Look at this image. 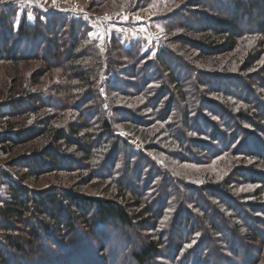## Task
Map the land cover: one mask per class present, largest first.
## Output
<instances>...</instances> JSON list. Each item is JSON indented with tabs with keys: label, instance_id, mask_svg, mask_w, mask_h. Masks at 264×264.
<instances>
[{
	"label": "rangeland",
	"instance_id": "rangeland-1",
	"mask_svg": "<svg viewBox=\"0 0 264 264\" xmlns=\"http://www.w3.org/2000/svg\"><path fill=\"white\" fill-rule=\"evenodd\" d=\"M185 1L56 0L55 5H53V0H31V2L29 0H3L0 2V16H8L7 29H11L8 30L10 42L6 49L11 53V50H15V46L19 43L13 56L25 55L26 57L15 61L2 57L3 59L0 60V102L9 97L8 91L11 88L14 92L22 88H31L36 94H42L50 99L68 100L70 93L77 95L78 92L83 91L81 93L83 94L87 88H77L82 87L85 78H73L68 69L69 62L65 60V50L71 49L72 34H74L77 35L75 51L72 55L74 65L79 70L84 69L85 73L95 69L93 75L97 74L98 69L96 78H93L94 76L90 78L93 84L91 90L95 91L98 97L96 104H99L98 107L108 115L106 118L112 123L113 135L116 136L117 141H121L117 150L112 145L107 149L106 146L110 140L103 137L100 145L91 151L86 161L75 148L65 150L73 157L72 162L76 164L73 168L63 164L56 171L46 169L36 175L26 173L24 170L13 169L12 171L17 172L19 177H25L24 185L33 191L57 189L73 193L81 199L117 201L120 188H123V191L127 193V198L119 199L118 202L128 205L131 212L144 216L142 210L145 202L151 205L154 211L161 210L157 221L149 224L154 231L156 226L157 234H161L163 238L162 246L159 247V257L152 264H187L189 257L193 259L190 264H194V260H199V264H240L244 259L243 250L246 248L244 245L249 246L245 241L241 244V241H231L230 236L225 237L223 228L218 224L217 215L207 212L211 223L213 221L219 232L217 234L214 231L215 233L211 236L217 243L219 251L210 250L211 243L205 240V233L204 235L200 231H192L189 227L187 228V225L180 224V221L184 222L181 217L182 209H185L183 218L189 220V223L196 222L194 216H202L203 213L199 208L203 207L205 210L203 202L206 200L211 206L219 208L221 212H227L234 224L240 221L238 217L244 218L245 215L247 217L250 215L260 224L256 226L254 222L248 220L252 227L257 228L261 234L260 236L258 234L259 242L254 247L255 249L253 248L255 251L260 250L259 255L253 253L255 264H264V191L252 182L250 184L248 181L243 183L230 179L235 173L239 174L244 169L251 170L252 174L253 172L264 173V165L259 164L253 156L264 155V152L260 150L261 145L264 146V136L259 133L255 134L257 133L255 128L245 125L242 127L250 132L249 137L252 135L257 139L246 138L238 132V127L235 130L226 129L228 113L233 117H238L247 110V106L255 105L254 102H258L264 108V90L258 85L262 83L260 80H264V63H262L264 54L261 57L258 54L253 56L252 60L249 59L250 55L257 51L261 38L246 34L236 42L231 52L201 57L196 45L190 44L188 47L185 45L186 48H184L181 45L185 44L183 39L186 37L194 42H201L204 36L196 33V30L199 27L212 26L203 19L221 15L224 9L232 10L233 7L228 6V1L221 0V6H224L221 10L209 0H204V7H195L188 12L185 10ZM137 15L140 17L139 20L136 19ZM124 16L128 19L124 20ZM195 18L200 21L199 24L193 22ZM178 19L186 25L190 24L193 33L187 31L188 26L180 29L177 25ZM49 21L51 24L56 23L50 30L51 34H47L44 30L45 26L50 25ZM21 23L31 27L34 32L31 38L24 39L18 34ZM253 37L255 39H252ZM2 45L0 41V47ZM53 48L64 54L58 62H55L48 52ZM101 48L104 49L103 52ZM168 51L176 52L177 55L183 57L184 61L196 70L197 75L219 77L217 83L216 81L211 82L212 89H206L204 99L207 100V104L199 107L197 105L199 109L201 108L199 111L201 115L214 127L206 125L203 121L195 122V132H201L202 135L200 138L196 136V133L191 136L208 143V138L214 131L219 133L230 131L228 136L238 132L239 143L244 144L242 148H240L241 144H237L231 148L235 152L231 149L224 151L222 149L230 148V142L225 141L223 144L219 139L217 143H212V147L217 150L216 155L212 156V153L208 151L205 155H198L197 161L194 162L179 159L184 157L182 152L176 150L177 147L171 141H166L169 125L173 124V118L177 115L176 105L174 104L171 111L170 118L172 119L165 122L162 115L165 113L166 101H163L154 111L157 113L155 115L148 109L149 101L146 100V96L150 94L147 93V95L142 91L138 92V95L133 94L135 92L134 83L137 79L148 82L151 73L156 71L153 67L149 68L148 63L154 65L158 54L161 52L165 54ZM124 52H130L134 57L133 62L137 64L134 73L130 72V68L121 66L114 68L111 64L117 59L129 63ZM160 56L165 59L163 55ZM171 68L173 69V65ZM114 79L118 85L115 88L113 87ZM159 79V76L151 78V82ZM34 83L37 84L33 85ZM158 83L159 81L157 84L153 82L150 86L155 87V92L159 90ZM188 83L190 85L185 92L187 97H191L192 88L190 86L196 82ZM246 87L250 89L249 92ZM112 88L114 90L111 91ZM115 90L117 92L114 93ZM227 93H233V95H227ZM80 99L74 100L79 101ZM87 105L74 108L69 104L65 107L58 105L53 107L51 104L48 109L54 117L51 123L56 127L57 125L67 126L69 123H76L80 120L86 121L89 124V134L96 138L101 133L102 121L96 115L95 104ZM216 106L222 107L225 111H219ZM91 109L93 110L90 111ZM113 109L117 113L113 112ZM129 113L134 116L129 117ZM250 113L253 115L252 111ZM39 114L42 115V112ZM37 116L24 115L15 119V122L18 123L17 126L24 125L25 128L34 126L35 128ZM192 116L194 118V113ZM132 119L140 121L141 126L133 128L128 123L120 124L121 121H132ZM81 133H84V130ZM47 143V139L39 138L31 144L18 147L12 155L1 158L0 165L5 169V165L10 163L14 157L27 155L36 148L46 147ZM103 148L105 150H102ZM213 161H215L214 164ZM153 168L159 174L151 172ZM151 174L154 176L150 177ZM168 183L170 184L169 190H163ZM223 185L230 188L231 192L228 194L237 204L233 205L235 210H238L237 217H233L234 213L228 212L222 206L226 194L216 189H220ZM249 185L252 187L249 188ZM195 189H202L203 195L207 193L202 198L200 195H195ZM211 189H215L212 196L208 195ZM164 192L168 195L167 197L164 196ZM0 195L4 196L1 190ZM131 195L142 196L140 205L130 203ZM225 201L228 206L231 205L227 198ZM195 205H200V207L197 208ZM243 207H247L246 211L242 210ZM252 209H255L256 213L252 212ZM209 223H204L205 228H208ZM240 229L242 233L240 234L246 237L247 229L242 226ZM136 230L137 228H133L134 232H132L127 227L122 228L120 225L109 224L96 225L95 229L88 231L83 224L76 225L74 233L63 230L60 237L54 231L49 232L50 239L46 238L48 234L41 233L42 239L39 244L30 248L26 254L13 253V256L6 254L5 257L12 264H17L19 260H22L20 264H135L129 252L133 248L137 250L141 244L145 243L143 239L138 238L139 235L134 234ZM146 235L153 236L155 232L140 234L145 239ZM44 238L49 240V244L45 243ZM179 244L181 245L180 251L175 252ZM186 245H191V247H186ZM0 247L6 250L3 245ZM207 251L209 253L205 254ZM233 253L240 258L235 259ZM23 255L26 256L25 259L22 258ZM9 259L12 260L9 261Z\"/></svg>",
	"mask_w": 264,
	"mask_h": 264
},
{
	"label": "trees",
	"instance_id": "trees-1",
	"mask_svg": "<svg viewBox=\"0 0 264 264\" xmlns=\"http://www.w3.org/2000/svg\"><path fill=\"white\" fill-rule=\"evenodd\" d=\"M209 1L210 3L215 4L217 8L221 10L224 9V6H221V0ZM226 1L229 2V7H233L232 10L224 9V12L222 13L224 15H213L209 17V19H203V21L208 22L212 26H203L199 27L197 29L198 31L196 30V33L204 36L201 42L197 41V43L194 42V40L185 37L183 39L185 44L181 45L184 48H186V46L188 47L190 44L193 46L196 45V49L200 53V56L205 57L206 55H212L215 53L231 52L236 42L242 39L243 36L246 34L253 36L256 35L257 38L260 37L261 39L259 38L260 41L258 42L257 51L254 52L255 54H251L249 59L252 60L253 56H257L258 54L261 57V55L264 54V0ZM185 3V10L188 12H191L195 7H204L205 5L204 0H186ZM7 17V15L0 16V41L3 44L0 47V60L3 59L2 57L7 58L10 61H15L18 58L24 59L26 58L25 55H19L20 57L13 56V52H15V50L18 48L17 45H19V43H17L15 46V50H11V53L6 49L8 43L10 42L8 30H11L7 29V25H9L7 22ZM177 22H179V19ZM182 22L180 21L177 24L179 25L180 29H185L186 26H188L187 31L189 33H193V29H191L190 24L186 25L184 22ZM193 22L198 24L200 23L197 18H195ZM55 24L50 23L49 26H45L44 30L47 34H51L52 31L50 30H52L51 28L55 26ZM183 24H185V26H183ZM17 32L24 39H29L34 34L31 27L25 25L24 23L20 24ZM72 36V46L70 50H65V60L69 62L68 69L70 70V73H72L71 75L73 78H85L83 80L82 87L77 88H87L83 94H81L83 91L80 93L78 92L77 95L70 93L68 95V100L58 98L50 99L45 98L42 94H36L31 88H22L17 92H14V90L11 88L8 91L9 97L2 99L3 101L0 102V159L12 155L16 148L31 144L39 138H45L48 142L46 147L36 148L27 155L14 157L10 160V163L8 162L7 165H5V169L0 165V190L4 195H0V246L3 245L6 248V250H3L0 247V264L11 263H9L6 259V254L9 256H13V253L16 255L24 253L26 254L30 248H33V246L39 244L42 239L41 233L48 234L49 236L46 237L47 239H50L51 237L49 232L53 231L58 233V237H60L62 236L61 231L67 230L66 232L69 231L70 233H74L76 230V225L82 224L83 227L87 228L88 231L95 229L96 225L109 224L120 225L122 228L127 227L132 232H134L133 228H137L134 234L139 235L138 238L143 239L145 243L141 244L137 250L133 248L129 252L130 257L135 262V264H152L156 262V258L159 257V247L162 246L163 238L161 234H157L158 231L156 230V226L154 231L149 224L155 223L157 221V218L161 215V210L157 209L154 211L152 207H150L151 205H148L145 202L143 203L142 210L144 212V216H142L143 214L140 215L139 213L131 212L129 207H127L128 205H122L118 202L119 199L123 200L127 198V193L123 191V188H120L117 201L89 198L81 199L77 198L75 195H73V193H67L57 189H48L47 191H33L24 185L25 177H19L17 172L15 173L12 171L13 169L24 170L26 173H33L36 175L37 173L41 174L46 169H52L56 171L60 169L61 165L63 164H67L70 168H73L76 165L72 162L73 157L67 154L65 150L75 148L76 151L82 154V158L86 161L88 160L91 151L100 145L103 137H107L108 140H110L106 146L107 149L111 147L110 145H112V147L117 150V146H119L121 143V141H117L116 136L113 135L111 126L112 123L106 118L108 115L103 113L100 107H98L99 104H96L98 97L95 91L91 90L93 88V84L90 82V78L92 76H94L93 78H96L98 69L96 75H93L95 73V69L92 71L86 69L88 70L86 74L84 69H80V71L74 65L75 62L73 61L74 57L72 55L75 51L77 35L72 34ZM48 52L55 62H58V60H61L64 56L63 52L56 51V48H53ZM124 53H126V59L129 61V63L123 62L121 59L120 62L117 59L115 62L112 61L111 64L114 68L118 66L125 67L127 69L130 68V72L134 73L137 66V64L133 62L134 57L130 52ZM160 55H163L165 59ZM157 57L158 58L154 65L153 63H148V67H153L156 71L151 73L148 82L145 80H141V82L140 79H137V82L134 83L135 92L133 94L138 95V92L141 91L145 92L146 94H150L149 96H146V100L149 101L148 109L153 113L163 101H166L165 113L162 115L163 119L165 118V122L169 121V119H172L170 118L171 111L176 105L177 115L175 118H173V124L169 125V130L167 132L168 137L166 141H171V143L177 147L176 150L182 152L181 154H183L184 157L179 158L180 160L194 162L197 161L196 159L199 157L198 155H205L208 151L212 153V156L216 155L217 150L216 148L212 147V143H217L219 139L223 144L225 141L230 142V148L222 149L224 151H229V149L236 146L237 144H241L240 148H242L244 144L241 142L239 143L240 139L238 132L242 133L246 138L248 137L251 139H257L252 135L249 137L250 132L246 131L244 129L245 127H242L243 125L255 128L257 130V133L255 134L259 133L264 136V108L263 106H260L258 102H254L255 105L251 104L252 106H247V110L243 112V114H239L238 117H233L230 113L226 115V118L228 119V125L226 126V129L233 128L235 130L238 127V132L234 135L228 136L230 131L228 133H219L214 131V133H211L209 136L208 143L200 141V139L193 138L191 135L189 136V133H192V135L196 133L195 122L203 121L206 125L209 124L208 120L205 119L199 112L201 111V108L199 109L198 107L205 106V104H207V100L204 99V96L206 95V89H212L210 87L211 82L214 83L216 81L217 83L219 77L197 75L196 70H194L187 61H184L183 57L177 55L176 52L173 53L168 51L165 52V54L161 52V54L159 53ZM171 65H173V69L171 68ZM165 73L166 75H164ZM158 76L160 77V79L157 80L159 81V90L155 92V87L150 86L153 84V82L157 84V81L151 82V78H157ZM33 77L34 76H32V78ZM220 80L222 81V78ZM260 81H262V83L258 85L260 89L264 90V80L262 79ZM140 82L142 83L141 85ZM188 82H196L194 85L190 86L192 88L191 97H187L185 92V90L188 89V86L190 85ZM36 84L37 83H34L33 85ZM117 86L116 79H114L113 87L115 88ZM114 88L110 90L112 91ZM246 89L248 90L247 92L250 91L249 88L246 87ZM115 92H117V90H115L114 93ZM227 95H233V93H227ZM76 98H81L82 101H80L81 99L79 101L74 100ZM92 103L95 104V109H93L96 111V115L102 121L100 124L101 133L96 138L89 134V124L86 121L80 120L76 121V123H69L67 126L57 125L56 127L51 123V120L54 119L48 110L51 104L53 107L57 105L59 107H65L66 104H69V106L79 108L80 105L85 106L87 104L91 105ZM216 108H218L219 111H225L220 106H216ZM112 111L116 112L114 109ZM250 111L253 112V115H251ZM40 112H42V115L39 114ZM193 113L194 118L192 116ZM154 114L156 115L157 113ZM24 115H38L35 128L34 126L30 128H25L24 125L17 126L18 123L15 122V119ZM128 116L133 117L134 115L129 113ZM192 121L194 122L191 123ZM121 122L122 123L120 124L128 123V125L133 128L141 126L140 121L136 119H132V121L124 120ZM210 127L214 126L210 125ZM83 130L84 133H81ZM201 135V132L196 133L198 138H200ZM259 144L261 145L260 142ZM263 147L264 146L261 145L260 150L264 152ZM102 150H105V148ZM231 150L233 151V149ZM253 156L256 157L255 160H257L259 164L264 165V155ZM151 172L158 173V171L154 168ZM253 173L254 174L251 173V170L244 169L239 174L235 173V175H233V177L230 179L232 181L234 180L243 183H247L248 181L250 184L252 182L255 185H259V187L264 191V173ZM149 176H154V174ZM245 177L248 179L246 180ZM169 185V183L166 184V187H164L163 190H169ZM216 190H222V192L226 194V198L231 202V205L228 206L226 204L225 198L223 200L222 206L225 207L228 212H233V217H237L238 210H235V207H233V205L236 203L231 197H229L228 194L231 192L230 188L223 185L220 189ZM213 191H215V189H211V191L208 192V195L212 196ZM195 192L197 193H195V195H200L202 198L207 193L206 192L203 195L202 189H195ZM179 195L181 197L180 193ZM131 196L132 198L130 203L139 204L140 201H142L141 195ZM164 196L167 197L168 195L165 193ZM192 202L196 204V202L193 200ZM204 202L203 205L205 210L203 207H200V205H195L197 208L200 207V212L204 215L201 214V217L194 216L196 221L194 223H189V220L183 218L185 209H182L181 217L184 222L180 221V224L182 223L183 226L187 225V228L189 227L192 231L195 230L200 231L203 234L205 233V240H208V242L211 243L210 250L215 249L219 251L217 243L211 237L213 233H219L218 228L213 223V221L211 223V218L208 215L210 212L215 213L217 218H219L218 224L223 228L225 237L230 236L231 241H241V244L245 241L247 245L251 247L250 248L249 246L247 247L244 245V248L246 247L243 250L244 259L240 264H255L253 253L259 255L260 250L255 251L253 248L256 247V244L259 242V236L261 234L258 232L257 228L252 227L249 221L254 222L256 226H259L260 224L257 222V220L254 219V217H250V215H248V217L245 215L244 218L238 217L240 221L234 224L231 221L232 219L229 218L227 212H221L219 208L216 209L214 206H211L207 200ZM246 208L247 207H243L242 210L246 211ZM216 210L219 211L217 212ZM251 211L256 213L255 209H252ZM205 222H210V226L208 225V228H205ZM241 226L247 229V232L245 233L246 237L241 235ZM180 227H182V225H180ZM143 232H155V235H146L145 239L144 237L140 236V234ZM46 238H44V240ZM47 239L45 243L49 244V240ZM260 240L262 241L261 238ZM226 242H229V240H226ZM179 247H181L180 244L178 247L176 246L175 252L180 251ZM82 251H84V249H82ZM102 251L103 250H101V252ZM208 253L209 252L207 251L205 254ZM234 256L235 259L240 258L237 257L238 255L236 253ZM22 258L25 259L26 256L23 255ZM10 260L12 259H9V261ZM20 261L22 260L17 261V264H20ZM191 262H193V259L192 257H189L187 264H190ZM194 264H199V260H194Z\"/></svg>",
	"mask_w": 264,
	"mask_h": 264
},
{
	"label": "snow or ice",
	"instance_id": "snow-or-ice-1",
	"mask_svg": "<svg viewBox=\"0 0 264 264\" xmlns=\"http://www.w3.org/2000/svg\"><path fill=\"white\" fill-rule=\"evenodd\" d=\"M0 2H3V0H0ZM29 2H31V0H29ZM55 2H56V0H53V5H55ZM152 6L154 7L155 5H152ZM145 11H146V9H145ZM29 18L30 19L32 18L31 15H29ZM127 19H128V17L127 16H124V20H127ZM136 19L137 20L140 19L139 15L136 16ZM161 31H163V29H161ZM252 39H255V38L253 37ZM103 51H104V49L101 48V52H103ZM262 63H264V61H262ZM29 123H31V121H29ZM121 134L123 135L124 133H121ZM189 135H192V133H189ZM214 163H215V161H213V164ZM248 187L251 188L252 186L249 185ZM186 247H191V245H186Z\"/></svg>",
	"mask_w": 264,
	"mask_h": 264
}]
</instances>
